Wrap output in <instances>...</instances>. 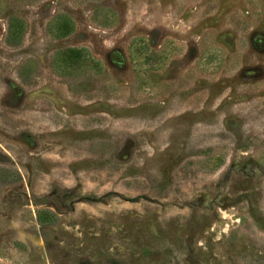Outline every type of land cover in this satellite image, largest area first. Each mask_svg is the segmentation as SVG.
Instances as JSON below:
<instances>
[{"label":"rangeland","instance_id":"1","mask_svg":"<svg viewBox=\"0 0 264 264\" xmlns=\"http://www.w3.org/2000/svg\"><path fill=\"white\" fill-rule=\"evenodd\" d=\"M0 264H264V0H0Z\"/></svg>","mask_w":264,"mask_h":264}]
</instances>
